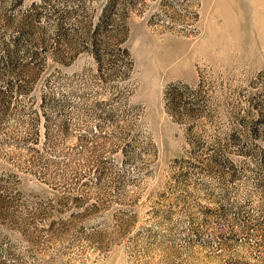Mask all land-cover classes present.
I'll use <instances>...</instances> for the list:
<instances>
[{
  "label": "rangeland",
  "instance_id": "1",
  "mask_svg": "<svg viewBox=\"0 0 264 264\" xmlns=\"http://www.w3.org/2000/svg\"><path fill=\"white\" fill-rule=\"evenodd\" d=\"M0 264H264V0H0Z\"/></svg>",
  "mask_w": 264,
  "mask_h": 264
}]
</instances>
